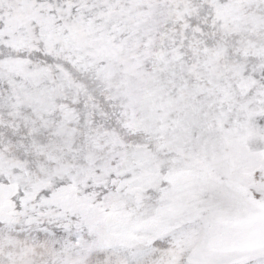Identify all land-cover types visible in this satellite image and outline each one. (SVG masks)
Listing matches in <instances>:
<instances>
[{
	"label": "snow or ice",
	"instance_id": "1",
	"mask_svg": "<svg viewBox=\"0 0 264 264\" xmlns=\"http://www.w3.org/2000/svg\"><path fill=\"white\" fill-rule=\"evenodd\" d=\"M0 264H264V0H0Z\"/></svg>",
	"mask_w": 264,
	"mask_h": 264
}]
</instances>
